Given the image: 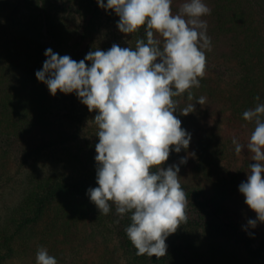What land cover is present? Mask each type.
<instances>
[{"label": "trees", "instance_id": "1", "mask_svg": "<svg viewBox=\"0 0 264 264\" xmlns=\"http://www.w3.org/2000/svg\"><path fill=\"white\" fill-rule=\"evenodd\" d=\"M206 1L227 47L219 67H209L191 89V102L187 93L175 98L182 128L192 134L194 120L202 124L189 148L173 149L164 164L177 165L192 151V178H179L187 222L157 259L136 255L125 232L130 214L118 216L114 205L100 214L87 194L98 187L97 113L75 93L53 96L35 75L49 48L79 62L96 48H134L144 28L126 36L119 17L106 19L97 0H0V26L8 33L0 45V176L12 172L24 188L20 202L0 216V264H36L41 247L58 264H264V223L248 225L257 215L239 191L255 161L246 147L237 156L232 144L236 138L246 146L255 125L243 113L264 103V0ZM201 96L203 106L196 103ZM188 103L195 111L181 115Z\"/></svg>", "mask_w": 264, "mask_h": 264}, {"label": "clouds", "instance_id": "2", "mask_svg": "<svg viewBox=\"0 0 264 264\" xmlns=\"http://www.w3.org/2000/svg\"><path fill=\"white\" fill-rule=\"evenodd\" d=\"M99 6L119 17L117 27L126 36L144 28L145 38L136 37L135 47L113 44L107 51L96 48L77 62L51 48L35 75L50 93H75L90 112L98 128L95 145L96 183L88 196L100 214L111 207L123 217L130 214L125 232L136 255L167 254V238L187 222V196L179 182L178 165L164 167L170 153L187 150L191 135L175 113V98L200 87L206 71V52L212 50L207 22L211 9L203 0H187L177 13L173 0H97ZM86 61L91 62L89 67ZM257 101L260 100L256 96ZM196 103L204 105L206 97ZM195 111V103L180 108L181 115ZM243 119L254 122L245 145L232 139L235 154H251L247 181L239 191L257 215L248 220L252 228L264 223V103L244 111ZM181 163L187 159L182 157ZM117 223L119 221L117 220ZM36 264H58L47 249L36 253Z\"/></svg>", "mask_w": 264, "mask_h": 264}, {"label": "rangeland", "instance_id": "3", "mask_svg": "<svg viewBox=\"0 0 264 264\" xmlns=\"http://www.w3.org/2000/svg\"><path fill=\"white\" fill-rule=\"evenodd\" d=\"M105 4L107 3V0H104ZM187 2V0H173L172 3V12L175 14L178 12L179 7L182 3ZM203 2L210 8V4L208 1L203 0ZM103 14L105 15L106 19H109L112 14H115L112 10H106L103 9ZM203 20L207 22V35L211 38L212 43V50L210 52H206V67H208V70L206 69V72H209V67L214 68L216 70V66L219 67V65L222 62V59L220 57L222 56L224 50L227 47V41L225 39H218L215 33L214 29V23L212 22L211 15H207L202 17ZM4 34H8L4 31V26H0V45L3 43V40L6 39L4 37ZM213 69V71H214ZM195 121V128L191 130V141H194L193 135L196 134L197 130H199L200 125L202 124L201 120H194ZM187 162L181 163V159L177 161V165L180 168L179 174L182 175V177H179L180 179H187L192 178L191 171L189 170L190 165L193 162V154L192 151H189L186 156ZM50 168V167H49ZM16 169V168H15ZM30 170V168L27 167V169L24 170V174H27ZM12 172H8L4 174L3 176H0V216H3L6 214V212L14 207L16 204L20 202L22 199V196L24 194V188L22 186V182L17 179H12L11 174ZM30 173V172H29ZM190 176V177H189ZM92 250L94 248L92 247L91 250L89 248V256L91 257L93 255ZM19 262V261H18ZM20 264V262H19Z\"/></svg>", "mask_w": 264, "mask_h": 264}]
</instances>
